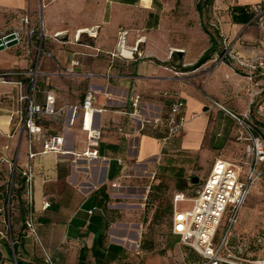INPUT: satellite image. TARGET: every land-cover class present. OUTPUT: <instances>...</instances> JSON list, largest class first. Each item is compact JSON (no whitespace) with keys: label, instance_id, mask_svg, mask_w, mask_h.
<instances>
[{"label":"crops","instance_id":"obj_1","mask_svg":"<svg viewBox=\"0 0 264 264\" xmlns=\"http://www.w3.org/2000/svg\"><path fill=\"white\" fill-rule=\"evenodd\" d=\"M259 1L0 0V33L18 28L25 14L30 17L26 28H36L32 44L26 30L19 45L6 47L16 56L7 60L0 52V70L27 68L41 50L38 67L34 64L37 101L44 103L54 93L57 105H81L90 87L93 123L102 129L99 156H76L88 147L81 118L71 124L67 117L45 115V130L62 135L70 152H42L37 142V154L30 158L27 136L16 130L18 86L0 83L6 109L0 125L8 137L4 159L13 170L15 164L13 227L23 260L43 262L47 252L57 264H120L137 246L142 227L134 207L138 176L158 171L186 180L202 164L210 173L217 158L243 160L245 145L235 139V120L212 99L235 112L251 109L264 132V67L250 79L241 64L264 57V27L247 10ZM121 37L125 49L137 46L142 54L122 56ZM213 42L217 50L193 66ZM76 59L80 63L74 66ZM135 95L141 97L138 119L130 114ZM176 98L185 101L180 112L188 121L163 146L161 118ZM30 160L31 205L22 174ZM201 184L192 193L179 192L192 196ZM30 208L36 233L27 225ZM173 238L180 239L174 233ZM7 246L8 258L0 264H18Z\"/></svg>","mask_w":264,"mask_h":264},{"label":"built area","instance_id":"obj_2","mask_svg":"<svg viewBox=\"0 0 264 264\" xmlns=\"http://www.w3.org/2000/svg\"><path fill=\"white\" fill-rule=\"evenodd\" d=\"M247 10L254 14V20L258 25L264 27V0L250 5ZM29 23L30 17L26 14L22 15L19 27L1 32L0 38L4 39L7 34L15 33L18 39V43L15 45H19L23 41L24 32L27 30L29 42L32 44V36L36 28H26ZM125 33L122 32V35ZM262 38L264 39V34ZM121 39L122 44L119 53L122 56L128 57L126 52L131 53L132 57L134 52L142 54L137 46L130 49L131 51L125 49V39L123 37ZM29 52L31 54V50ZM40 53L41 50L38 58L34 57L32 64L27 68L0 70V83L14 82L18 86V99L21 106L18 110L16 130L21 128L27 136L29 157L32 158L37 154L34 150V145L37 142L42 143V152L55 151L60 154L70 152L65 148V139L62 135L51 134L43 127L42 118L45 115H51L67 117L71 124L80 117L82 127L87 131L88 147L83 153H77L76 156L97 158L102 129L93 123L94 90L90 87L87 89L81 105H57L54 93H48L44 103L38 102L35 94L38 69H34V64L37 63L38 67ZM223 57H220V60ZM79 63L77 59L73 60L74 66ZM241 64L247 66L248 77L253 79L257 68L259 66L264 67V57L257 55L249 62L241 61ZM12 77H16V79L12 81ZM26 79H29L27 83ZM140 98V95H135L132 99L133 109L130 114L134 119H138L140 115ZM212 100L224 108L235 120V139L245 145V155L241 162L217 158L208 177L195 190L194 195L188 196L183 192H177L173 199L171 229L174 234L180 237L181 242L193 248L201 256L200 264H264V256L250 254L249 250L254 244L250 239L243 237L238 244L231 242V238L234 236V227L240 220L241 209L250 194L251 188L264 179V132L260 123L253 116L251 109L239 113L228 109L214 99ZM184 105L183 99H174L161 118L166 125V132L161 137L163 146L168 145L171 139L186 125L188 120L180 112ZM5 160L10 162L8 159ZM13 167L14 173L15 164ZM22 174L27 186L28 202L31 205L34 177L31 160ZM181 202H192V207L181 208ZM49 204V201H45L44 206L47 207ZM223 223L225 230L222 235H219ZM27 225L32 232H37L31 208L27 217ZM11 241L13 247L12 237ZM14 256L16 259L15 251ZM44 262L45 264H57L47 252L44 256Z\"/></svg>","mask_w":264,"mask_h":264},{"label":"rangeland","instance_id":"obj_3","mask_svg":"<svg viewBox=\"0 0 264 264\" xmlns=\"http://www.w3.org/2000/svg\"><path fill=\"white\" fill-rule=\"evenodd\" d=\"M0 52L4 53L7 60L17 55L8 48ZM5 113L6 109L0 97V117ZM7 141V133L0 125V230L3 231V234L0 233V263L8 258L5 246L12 245L11 234L16 241L13 226L14 210L17 205L15 188L17 178L13 179L12 165L10 166L4 159ZM205 168L206 166L202 164L196 171L197 174L192 175L199 177L197 183L191 178L184 182L177 177L178 175L159 174L158 171L138 176L134 207L138 213L137 222H140L142 227L138 231L137 246L124 254L120 264H200L202 258L193 248L180 239L173 241L171 213L167 210L173 206L174 195L180 191L178 188L180 184L186 183L184 190L192 193L199 183L206 180L209 171ZM180 207L190 208L192 202H181ZM157 213L161 215L159 218L155 216ZM224 230L223 223L219 235H222ZM233 231L232 243L238 244L241 238L247 237L254 243L249 250L250 254L264 256V179L251 188L241 209L240 220ZM145 240L146 244L143 243Z\"/></svg>","mask_w":264,"mask_h":264},{"label":"trees","instance_id":"obj_4","mask_svg":"<svg viewBox=\"0 0 264 264\" xmlns=\"http://www.w3.org/2000/svg\"><path fill=\"white\" fill-rule=\"evenodd\" d=\"M210 1H211V0H207V2H210ZM198 8L200 9V11H202V4H201V3H198ZM216 50H217V47H216V45H215V42H213L212 45H211L208 49H206V50L204 51V53L201 55V57H200V58H199V59L193 64V66H199L200 64H202L203 62H205L206 60H208ZM14 177L17 178L16 174L14 175ZM15 178H14V179H15ZM179 179L184 181L183 178H180V177H179ZM191 179H192V177H191ZM186 180H187V179H186ZM184 182H186V181H184ZM185 184H186V183H184V184H180V185L178 186V188H180V190H184V189H185ZM13 185H14V183H13ZM13 187H14V186H12V188H13ZM15 188H16V187H15ZM21 188L23 189V188H24V185H22ZM16 189H17V188H16ZM11 197H12V194H11V196H10V201H11ZM172 207H173V206H170L169 209L167 210L169 213H171V218H172ZM155 216H156V218H159V216H161V215H160L159 213H157ZM93 219H94V222H95V220H96V221L99 223V220H100L99 218L97 219V218L94 216ZM104 226L107 227L108 224L105 223ZM12 240H13V247H11L10 245H8L7 247H8V251H9V253H10L11 255H13V253H14V251H15L16 261H17L18 264H45L44 261H43V262H41V261H38V262H27V261L23 260V259L19 256V254H18L17 243H16V241L14 240V236H13V234H12ZM13 250H14V251H13Z\"/></svg>","mask_w":264,"mask_h":264},{"label":"water","instance_id":"obj_5","mask_svg":"<svg viewBox=\"0 0 264 264\" xmlns=\"http://www.w3.org/2000/svg\"><path fill=\"white\" fill-rule=\"evenodd\" d=\"M4 41H6V44H4ZM16 43H18V39L16 38L15 33H9L4 37V39L0 38V50L4 49L6 46H13ZM192 180L193 182L197 183L199 181V177L195 175L193 176Z\"/></svg>","mask_w":264,"mask_h":264}]
</instances>
